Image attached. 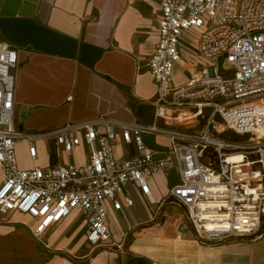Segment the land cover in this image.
Here are the masks:
<instances>
[{
    "label": "built area",
    "instance_id": "2783aa9c",
    "mask_svg": "<svg viewBox=\"0 0 264 264\" xmlns=\"http://www.w3.org/2000/svg\"><path fill=\"white\" fill-rule=\"evenodd\" d=\"M159 39L146 67L157 84L151 124L103 117L68 124L45 135L24 137L14 126L16 51L0 41V214L37 220L35 236L78 210L86 239L110 244L106 203L116 211L127 185L150 197L148 177L177 171L169 198L186 212L197 241L218 243L264 230V0H159ZM198 31L195 51L205 61L191 66L183 85L173 84L182 63L183 33ZM163 121L160 126L156 121ZM189 121V122H188ZM182 127H189L183 129ZM196 127V128H195ZM120 135L136 156L116 158ZM143 135H161L169 148L156 158ZM51 137L71 154L81 144L89 161L45 168H18L15 147L26 138L34 159V139ZM241 154L237 163L228 161ZM123 203L132 200L123 196Z\"/></svg>",
    "mask_w": 264,
    "mask_h": 264
},
{
    "label": "crops",
    "instance_id": "0c3cea01",
    "mask_svg": "<svg viewBox=\"0 0 264 264\" xmlns=\"http://www.w3.org/2000/svg\"><path fill=\"white\" fill-rule=\"evenodd\" d=\"M159 18V0H0V41L17 54L15 128L29 138L99 117L125 124L154 122L157 84L146 63L159 39ZM186 37L192 38L188 46ZM197 38V30L183 33L175 86L186 83L191 66L205 62L195 51ZM143 141L156 158L169 148L165 136L143 135ZM33 144L34 159L26 138L16 144L19 169L89 161L84 144L59 156L51 137ZM114 155L130 159L136 151L117 135ZM3 178L0 170V185ZM147 182L149 198L127 185L117 196L120 211L106 203L108 245L86 239L78 210L41 236L34 235L37 220L29 215L0 214V264H264V230L201 244L185 210L169 198L177 171L154 174ZM123 196L132 206L123 203Z\"/></svg>",
    "mask_w": 264,
    "mask_h": 264
},
{
    "label": "rangeland",
    "instance_id": "374dc122",
    "mask_svg": "<svg viewBox=\"0 0 264 264\" xmlns=\"http://www.w3.org/2000/svg\"><path fill=\"white\" fill-rule=\"evenodd\" d=\"M191 42H192V38H191V37H186L185 40H184V44L187 45V46L190 45ZM188 122H189V121H188ZM187 128H189V127H187ZM195 128H196V127H195ZM148 140H149V141H153V138L150 137ZM174 179H175V178L173 177V175H171V177H169V180H170V182H171L170 184L173 183ZM78 221H79V218L76 219V222H74L73 226L78 225V223H77Z\"/></svg>",
    "mask_w": 264,
    "mask_h": 264
},
{
    "label": "bare ground",
    "instance_id": "6f19581e",
    "mask_svg": "<svg viewBox=\"0 0 264 264\" xmlns=\"http://www.w3.org/2000/svg\"><path fill=\"white\" fill-rule=\"evenodd\" d=\"M242 160V155L241 154H232L228 157V161L231 163H237Z\"/></svg>",
    "mask_w": 264,
    "mask_h": 264
}]
</instances>
